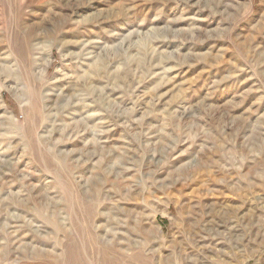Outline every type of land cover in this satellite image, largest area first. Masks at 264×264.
<instances>
[{
  "label": "rangeland",
  "instance_id": "obj_1",
  "mask_svg": "<svg viewBox=\"0 0 264 264\" xmlns=\"http://www.w3.org/2000/svg\"><path fill=\"white\" fill-rule=\"evenodd\" d=\"M0 264H264V0H0Z\"/></svg>",
  "mask_w": 264,
  "mask_h": 264
},
{
  "label": "bare ground",
  "instance_id": "obj_2",
  "mask_svg": "<svg viewBox=\"0 0 264 264\" xmlns=\"http://www.w3.org/2000/svg\"><path fill=\"white\" fill-rule=\"evenodd\" d=\"M120 173V172H119Z\"/></svg>",
  "mask_w": 264,
  "mask_h": 264
}]
</instances>
